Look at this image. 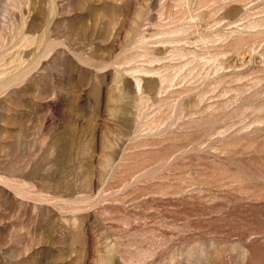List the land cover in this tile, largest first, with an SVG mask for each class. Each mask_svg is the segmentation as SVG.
<instances>
[{"label":"rangeland","instance_id":"obj_1","mask_svg":"<svg viewBox=\"0 0 264 264\" xmlns=\"http://www.w3.org/2000/svg\"><path fill=\"white\" fill-rule=\"evenodd\" d=\"M0 264H264V0H0Z\"/></svg>","mask_w":264,"mask_h":264}]
</instances>
